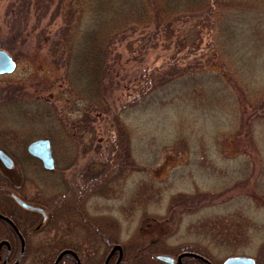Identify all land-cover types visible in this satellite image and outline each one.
I'll use <instances>...</instances> for the list:
<instances>
[{"label": "trees", "instance_id": "trees-1", "mask_svg": "<svg viewBox=\"0 0 264 264\" xmlns=\"http://www.w3.org/2000/svg\"><path fill=\"white\" fill-rule=\"evenodd\" d=\"M56 1H11L5 6L3 23L0 22L9 29L4 33L0 27V48L17 60L26 58L24 53L29 48L36 52L45 50L51 63L64 70L63 78L74 94L76 107L91 106L102 121L101 131L93 128L78 139L63 133L71 144L72 155L70 159L64 152L60 156L54 151L56 169L59 163L66 162L64 170L70 175L64 178L61 190L46 199V206L53 208L54 214L59 207L63 215L76 214L79 225L85 228L89 224L111 225L105 217H91L86 202L113 182L122 156L132 155L134 130L126 118L152 104L183 106L205 117L221 112V125L210 126L206 138L180 130L172 144L177 150L201 154L204 160L194 158L195 166L201 170L203 167L210 180L205 189L195 182L191 192L171 195L167 211L177 217L178 225H185L179 239L186 241L174 246L168 244L167 237L147 241L139 233L126 243L127 255L141 258L131 264H163L157 260L160 254L178 256L192 252L222 264L215 259V253L251 254L257 264H264V220L259 217L264 210V78L253 75L245 59L255 49L264 47V0ZM49 11L55 14L53 20L41 22L38 15ZM33 17L36 19L31 22ZM43 24L40 35L32 37ZM147 28H153L163 38V47L173 50L174 57L163 67L132 69L124 77V85L114 74V48L128 35ZM200 52L199 57L209 53L219 56L225 65L222 71L195 70L191 63L179 65L187 54ZM126 88L130 91L121 100L116 93ZM2 96L0 93V106L29 101L11 90ZM30 101L42 107L30 110V115L50 123L35 136L50 138L54 149L59 141L54 128L62 129L57 106L43 100ZM35 136L15 130L0 131V147L17 142L27 146ZM241 138L245 139L244 151L229 156L224 145H235ZM32 160L36 169L45 174L56 171L46 172L38 160ZM82 160L85 161L81 163ZM219 161L222 167H218ZM57 173L64 177L63 170ZM20 177V182L13 180L12 186L0 175V190L13 189L33 200L25 192L37 182L27 176V171ZM162 192V186L144 178L135 185L122 210L132 219L142 210L146 219L153 202L162 205L165 191ZM15 247L18 250L19 244ZM185 264L204 263L187 257Z\"/></svg>", "mask_w": 264, "mask_h": 264}, {"label": "rangeland", "instance_id": "rangeland-1", "mask_svg": "<svg viewBox=\"0 0 264 264\" xmlns=\"http://www.w3.org/2000/svg\"><path fill=\"white\" fill-rule=\"evenodd\" d=\"M11 1L15 0H0L1 23H3L5 6ZM52 14L55 15L53 11H49L46 15L42 13L38 15V18L42 20L41 22H48L53 20ZM35 19L36 17H33L31 22H34ZM1 23L0 27L3 26L5 33L9 29ZM44 25L36 29L31 36H39ZM206 43L207 39L204 40L202 47ZM201 53H186L187 59L180 60L179 65L187 66L191 63L195 70L222 71L225 65L219 56L215 53H209L204 57H199ZM24 54L27 57L17 60L18 69L15 73L0 76V93L4 98L9 90L15 91L16 95L29 99V101L19 105L8 103L0 106V131L15 130L26 136L42 134L46 125L50 123L46 120L35 119L30 115V110L34 112L36 109H42L41 105L30 100L37 99L55 103L62 129L54 128L59 141L54 145L53 154L55 151V155L62 156V152H64L63 155L71 159V144L66 140L63 133H68L74 136V139H78L81 135H87L93 128L99 132L102 125L100 115L91 106L82 104L81 107H76L74 94L68 89L63 78L64 70L56 68L51 63L45 50L36 52L33 48H29ZM179 56L180 54L177 55V57ZM171 57H174L173 50L169 51L163 47V38L158 36L153 28L139 29L115 46L112 61L115 64L114 74L125 85L124 77L132 72V69L163 67ZM245 59L252 74L263 79L264 47L255 49L253 55L249 58L245 57ZM129 91V88H126L119 90L116 94L118 98L124 100ZM220 116L221 112L208 113L205 117L183 106L170 108V106L160 107L155 104L144 105L141 109L132 112L126 118V122L134 130L132 155L128 157L124 154L118 163L117 175L113 182L99 194L92 195L88 199L86 204L89 215L95 218H107L111 226L118 228L117 238L124 243L129 242L139 233H142L147 241L167 237L169 245L175 246L185 242L186 240L179 239L185 225H178L177 217L169 215L167 211L171 195L184 191L191 192L195 182L202 189H205L210 180L203 167L201 168L204 171L195 166V159L204 160L201 154L177 150L172 144L176 133L180 130L186 133L189 131L194 136L201 134L206 138L205 135L209 136L210 134V126L221 125ZM262 130L264 129L262 128ZM35 139L38 138L35 136L32 140ZM241 140L232 146L224 145L225 152L232 156L244 151L245 139L241 138ZM26 147L22 142H17L3 148L13 159L15 167L10 170L0 163V173L20 182V175L22 172H25L26 175L27 171V176L37 182L33 186H28L27 191L29 193L40 190H47L53 194L58 193L63 187L64 178L70 175V171L64 170L66 162L59 163L56 171L51 173L52 175L45 174L42 170L36 169L37 164L27 154ZM84 161L82 160L81 163ZM134 165L136 166L135 170L132 169ZM235 165H239V163ZM220 166H223L221 161L218 162V167ZM143 169H145L144 172L140 171ZM61 170H63L64 177L57 173ZM144 178H149L156 183V186L163 187V192H165L161 199L162 205L153 202L146 211V219H143L144 211L142 210L138 211L132 219L122 210V207L125 206L126 200L135 191V185H139ZM249 188L257 195L251 186ZM261 205H264V201ZM259 217L264 220V210L259 212ZM229 256L232 255L215 253L217 261H223ZM245 256L254 257L251 254ZM25 264L29 263L26 262Z\"/></svg>", "mask_w": 264, "mask_h": 264}, {"label": "flooded vegetation", "instance_id": "flooded-vegetation-1", "mask_svg": "<svg viewBox=\"0 0 264 264\" xmlns=\"http://www.w3.org/2000/svg\"><path fill=\"white\" fill-rule=\"evenodd\" d=\"M0 175L13 186V179ZM23 194L13 189L0 190V264H131L141 260L137 254L127 255L126 243L117 238L116 226L89 224L85 228L79 225L76 214L63 215L61 207L55 208L54 214L53 208L46 206V199L56 193L25 192L33 200ZM17 198L32 208L23 207ZM111 235L115 236L113 240L109 239ZM17 244L19 248L15 250ZM179 256H172L174 263H162L185 264L187 257L179 263Z\"/></svg>", "mask_w": 264, "mask_h": 264}, {"label": "water", "instance_id": "water-1", "mask_svg": "<svg viewBox=\"0 0 264 264\" xmlns=\"http://www.w3.org/2000/svg\"><path fill=\"white\" fill-rule=\"evenodd\" d=\"M17 66V61L6 50L0 48V76L14 73L17 69ZM27 151L32 157L39 159L46 170H53L55 168V161L52 153L51 141L49 138H41L32 141L28 145ZM0 160L7 168L12 169L14 167L13 160L1 149ZM18 202L26 208H31L21 200H18ZM185 256L198 257L208 262V260L205 258L192 253H183L179 256L178 262L181 263V259ZM158 259L166 263L175 262L174 258L168 255H160L158 256ZM18 263L19 261L16 262V264ZM223 264H256V261L253 258L247 256H232L227 258Z\"/></svg>", "mask_w": 264, "mask_h": 264}]
</instances>
